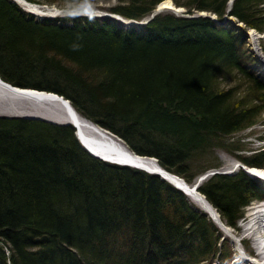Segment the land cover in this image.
<instances>
[{
	"label": "trees",
	"instance_id": "obj_1",
	"mask_svg": "<svg viewBox=\"0 0 264 264\" xmlns=\"http://www.w3.org/2000/svg\"><path fill=\"white\" fill-rule=\"evenodd\" d=\"M162 1L119 0L110 10L141 20ZM173 1L196 16L161 12L138 30L111 18L39 21L0 0V76L64 96L190 183L217 168L223 140L260 123L264 111L244 28L219 27L195 10L264 33V0ZM237 75L241 88L223 84ZM235 150L244 164L264 166V148ZM198 189L229 227L261 197L244 171L213 174ZM216 232L159 175L91 155L71 124L0 116V264H203L223 252Z\"/></svg>",
	"mask_w": 264,
	"mask_h": 264
},
{
	"label": "rangeland",
	"instance_id": "obj_2",
	"mask_svg": "<svg viewBox=\"0 0 264 264\" xmlns=\"http://www.w3.org/2000/svg\"><path fill=\"white\" fill-rule=\"evenodd\" d=\"M13 1L16 2L23 9V5H21L17 0H13ZM163 1H166V0H163ZM167 1H171V3L174 6L179 8V11H178L179 14L182 13V15L184 16L189 15L188 13L185 12L186 7L175 5L173 0H167ZM182 1L185 2L186 0H182ZM162 2L158 4V6L156 7V10L160 8V4ZM230 2H233V0H231ZM118 3H119V0H81V1L67 0L62 3H58V2H55L52 4L43 3L41 7L43 10H45L46 16H47V15H50L49 13L52 11L53 9L52 7L54 5L56 6L58 4H62L64 6H56L60 10V12L57 13V16H60V17L66 16L70 18L76 15H80L79 13H77V12H80V10H81V13L85 12L90 15H93V14L102 15L103 13H110L111 12L110 7L117 5ZM38 5L40 6V4ZM24 9L28 11L27 8L24 7ZM168 11H174V10L169 9V8H163L162 12L165 13ZM195 11H196L195 13L198 12V14L200 13L209 14V12L207 11H197V10ZM44 18L45 16H39V15H35L34 17L35 20H39V21H43ZM69 18H67L69 20L68 23L71 24V21ZM97 18L101 19L100 17H97ZM234 20L236 21L237 19L235 18ZM234 23L239 24L240 28L242 27L245 30L244 38L246 41V48L252 54V58L254 59L252 63L249 64V69L251 71L254 70L256 74L261 75L262 78L264 79V65H262L264 64V38H261L258 44L255 45L249 35L250 28H246L244 23L242 22H234ZM139 26L141 27V25ZM225 27H229L228 24H226ZM233 27L238 28L237 26L236 27L233 26ZM255 46L258 47L263 52L261 55H259L260 53L258 54V52L255 50L256 48ZM223 84L225 86H232L234 84L233 86L236 85L235 87L241 88V85L244 84V79L241 78V75H237L234 78H230V77L226 78ZM246 86L247 85L242 86L244 87L243 88L244 90L240 91L241 94L244 93L245 96L247 93L245 91ZM22 88H32V87H22ZM32 89L40 90L37 88H32ZM43 91H46V90H43ZM55 109H56L55 105L50 102L34 101L29 98L13 97L11 95L8 96L6 91L0 88V116L19 117V116H25V115H36V116H41L42 118H45V119H49V118L57 116V112H55ZM4 113H8L11 115H6ZM259 120H260V123L252 127H249L247 129H244L240 132H237L227 137L226 139H224L223 142L227 145V147H218L214 151V155H213L216 159L215 161L219 163V166L217 168H210L209 170L203 173L197 174L194 180L190 182V184H192L196 188H199V186H201L205 181H207L211 176H213V174L227 173V175H229L231 173V175H234V174L239 173L242 170L244 171L246 167L243 166L244 164L242 163V161H240L241 158L239 155L241 154V152L236 151L235 148H243L244 150H246L242 152V154H245V155L254 153V150L264 148V136L260 137V134H264V111L262 115L259 117ZM106 130L111 132L108 129ZM114 136L116 135L114 134ZM116 137L119 138L130 151H132V149H130V147L126 144V142L123 139H121L118 136ZM247 150H253V151H247ZM151 158H154L157 160L156 157H151ZM230 159H232V161ZM177 175L185 179L183 176L179 174ZM250 176L251 175H249V177ZM250 178L254 179V177H250ZM188 198L191 201V203L195 206V208H197L201 212H204L209 217L211 222H213V224L217 228L216 233L222 236V240H224V243H225L224 249L221 255L212 257L209 261H207L206 263L204 262L203 264H228V261H227L228 259H226L227 253L230 252L231 257L235 256L236 247H240V244L243 245V242L241 243V239L244 238L249 233V227L253 225V220H252L253 214L256 210L261 209L260 208L261 206H259L256 201L253 203H250V205L246 207L245 216L238 222L237 226L236 227L228 226V230H227V229H224L217 222H215L212 219V217L209 215V213L204 211L203 208L200 205H198V203L194 202L190 197ZM258 241H261V237L253 236V241L249 242V244L251 245V248L252 246H254V243L256 244ZM259 248L260 250H264L263 246Z\"/></svg>",
	"mask_w": 264,
	"mask_h": 264
},
{
	"label": "bare ground",
	"instance_id": "obj_3",
	"mask_svg": "<svg viewBox=\"0 0 264 264\" xmlns=\"http://www.w3.org/2000/svg\"><path fill=\"white\" fill-rule=\"evenodd\" d=\"M17 1L23 5V7L33 10L36 14L43 15L46 13L41 6L31 5L26 3L24 0ZM173 6L174 5L171 3V1L167 0L160 4V8H173ZM176 8L179 9L178 7ZM58 12H60V10H52L50 13L57 14ZM52 14L49 16L51 17ZM249 35L255 45L261 40V35L264 38V33H259L254 28H250ZM255 50L258 52V54L260 53L259 55L263 53L258 47H256ZM0 88L6 91L8 96L11 95L13 97L29 98L34 101L50 102L54 104L56 107L55 112H57V116L49 119L62 123L71 122L73 125H75L80 143L86 150L98 155L97 157L100 159L103 157L104 159L109 160L110 163L115 164L116 161L124 162L132 165L142 166L151 169L152 171L160 172L165 178H168L175 184L185 189V191L188 193V196L194 202L198 203V205H200L204 211L208 212L215 222L221 225L224 229L228 230V226L222 221L217 209L207 200V198L199 191L198 188L186 182L185 179L178 176L176 173L164 168L156 159L147 156H140L130 151L119 138L114 136L113 133L107 131L105 128L90 121L88 118L80 114L73 104L67 100V98L62 97L60 94L52 91L18 87L7 81H4L1 77ZM4 114L11 115L8 113ZM263 136L264 134H260V137ZM230 160L232 161V159ZM247 170L249 174L254 177V182L258 183L259 180L264 179V167L259 165H248ZM252 220L253 225L249 227V233L241 239V243L243 242V245L240 244V247H236V254L238 255V258L242 259L247 254L246 251H250L254 253L255 258L248 260L243 259L240 261L248 264H264V250H260L259 248L262 246L264 247V209L256 210L253 214ZM253 236L261 237V241H258L256 244L254 243V246L251 248L249 242L253 241Z\"/></svg>",
	"mask_w": 264,
	"mask_h": 264
},
{
	"label": "water",
	"instance_id": "obj_4",
	"mask_svg": "<svg viewBox=\"0 0 264 264\" xmlns=\"http://www.w3.org/2000/svg\"><path fill=\"white\" fill-rule=\"evenodd\" d=\"M26 3H29V4H31V5H33V4H35V3H32V2H29L28 0H24ZM170 9H172V10H174V11H179V9H176L175 7H170ZM163 11V8H158L153 14H152V16H151V18H150V20L157 14V13H159V12H162ZM206 15V14H205ZM210 17H212V16H210ZM261 37H263L262 35H261ZM1 77V76H0ZM5 81V80H4ZM63 97V96H62ZM68 101H69V99H67ZM27 117H32V118H36V117H34V116H27ZM37 118H40V117H37ZM71 122H66L65 124H70ZM75 126V125H74ZM76 134H77V137L79 138V136H78V132L76 131ZM92 154H94V153H92ZM94 155H96V154H94ZM137 155H139V154H137ZM96 156H98V155H96ZM140 156H142V155H140ZM103 158V157H102ZM104 159V158H103ZM106 160V159H105ZM109 161V160H108ZM116 163H119V164H125V165H132V164H129V163H124V162H118V161H116ZM133 166H135V167H138V168H144L145 169V167H142V166H138V165H133ZM158 173V172H157ZM164 177V176H163ZM165 178V177H164Z\"/></svg>",
	"mask_w": 264,
	"mask_h": 264
}]
</instances>
